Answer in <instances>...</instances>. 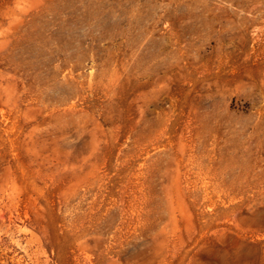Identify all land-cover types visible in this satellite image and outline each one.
Segmentation results:
<instances>
[{"label": "rangeland", "instance_id": "1", "mask_svg": "<svg viewBox=\"0 0 264 264\" xmlns=\"http://www.w3.org/2000/svg\"><path fill=\"white\" fill-rule=\"evenodd\" d=\"M0 264H264V0H0Z\"/></svg>", "mask_w": 264, "mask_h": 264}]
</instances>
